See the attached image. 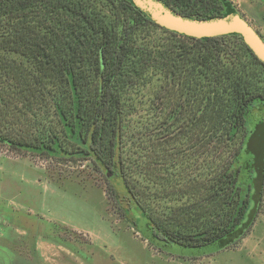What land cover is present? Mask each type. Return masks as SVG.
Here are the masks:
<instances>
[{
    "label": "trees",
    "instance_id": "16d2710c",
    "mask_svg": "<svg viewBox=\"0 0 264 264\" xmlns=\"http://www.w3.org/2000/svg\"><path fill=\"white\" fill-rule=\"evenodd\" d=\"M162 1L197 20L237 12L230 0ZM155 73L177 83L178 102L154 131L144 126L130 134ZM256 103H264V64L238 34L185 36L159 26L131 0H0V146L91 160L121 181L119 197L136 205L157 241L227 249L251 230L264 189V157L257 162L250 148L264 117L254 128L247 123ZM155 131L168 157L198 151L216 169L206 174L200 209L182 204L160 218L126 173V162L140 165L141 143ZM244 154L251 156L247 164ZM189 186H174V193L182 199Z\"/></svg>",
    "mask_w": 264,
    "mask_h": 264
},
{
    "label": "rangeland",
    "instance_id": "374dc122",
    "mask_svg": "<svg viewBox=\"0 0 264 264\" xmlns=\"http://www.w3.org/2000/svg\"><path fill=\"white\" fill-rule=\"evenodd\" d=\"M230 1L264 39V0ZM166 81L155 73L130 134L145 131L144 126L154 131L177 104V83ZM263 117L264 103H256L248 127ZM153 134L141 143L140 165L126 162V173L138 182L143 201L160 218H170L182 204L200 209L206 174L212 170L213 176L216 169H209L198 151L168 157L160 135ZM135 148L130 142L125 154L131 158ZM250 159L244 154L242 163ZM243 179L249 186L248 171ZM120 184L91 160L46 158L0 146V264H264V189L254 224L236 246L225 249L216 242L189 248L155 240L136 205L119 197L125 196L123 185L115 187ZM188 184L190 193L180 199L174 190Z\"/></svg>",
    "mask_w": 264,
    "mask_h": 264
},
{
    "label": "water",
    "instance_id": "95a60500",
    "mask_svg": "<svg viewBox=\"0 0 264 264\" xmlns=\"http://www.w3.org/2000/svg\"><path fill=\"white\" fill-rule=\"evenodd\" d=\"M131 1L159 26L185 36L205 38L238 34L264 64V39L238 12L197 20L174 11L162 0ZM250 148L255 160L261 162L264 157V121L257 126L250 141Z\"/></svg>",
    "mask_w": 264,
    "mask_h": 264
},
{
    "label": "built area",
    "instance_id": "2783aa9c",
    "mask_svg": "<svg viewBox=\"0 0 264 264\" xmlns=\"http://www.w3.org/2000/svg\"><path fill=\"white\" fill-rule=\"evenodd\" d=\"M0 233H1V229H0Z\"/></svg>",
    "mask_w": 264,
    "mask_h": 264
}]
</instances>
